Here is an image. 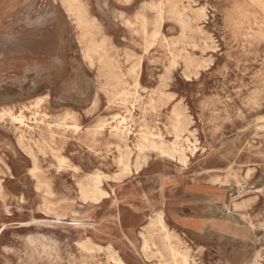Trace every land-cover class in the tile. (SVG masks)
Wrapping results in <instances>:
<instances>
[{
	"label": "rangeland",
	"instance_id": "374dc122",
	"mask_svg": "<svg viewBox=\"0 0 264 264\" xmlns=\"http://www.w3.org/2000/svg\"><path fill=\"white\" fill-rule=\"evenodd\" d=\"M263 7L0 0V264H264Z\"/></svg>",
	"mask_w": 264,
	"mask_h": 264
},
{
	"label": "bare ground",
	"instance_id": "6f19581e",
	"mask_svg": "<svg viewBox=\"0 0 264 264\" xmlns=\"http://www.w3.org/2000/svg\"><path fill=\"white\" fill-rule=\"evenodd\" d=\"M257 1V0H256ZM193 2V1H192ZM264 8V7H263ZM163 9V8H162ZM158 34V33H157ZM169 53V52H168ZM142 58V57H141ZM164 62V61H163ZM140 85V84H139ZM5 113V112H4ZM3 112H0V115H3L4 114ZM8 115H10V117H11V119H12V121H16V123H20V124H23L24 126L25 125H27V124H24V119H25V117H24V115L23 114H21V113H18V114H13V113H9L8 112ZM31 117V116H30ZM73 120V119H72ZM125 121V120H124ZM161 122V121H160ZM118 123H119V125L118 126H116V128L118 129V131H121L122 130V127H121V125L120 124H122L123 123V120L121 119V120H119L118 121ZM96 124H98V123H96ZM73 125V124H72ZM76 126V125H75ZM74 127V126H73ZM77 128H78V126H77ZM80 128V127H79ZM125 128V127H124ZM18 129V128H17ZM96 130H99V129H97V127H96ZM96 132V131H95ZM149 135H152V134H149ZM146 140H147V138H146V136L144 137ZM128 146V145H127ZM88 147V146H87ZM151 148V149H158L159 150V152L161 153V154H164V155H168V156H172L173 154H172V152L171 151H169L168 149H166V148H164L162 145H159L158 146V144L157 143H155L154 141H151V140H149L148 139V141L145 143V145H141V147L140 148ZM214 154V153H213ZM178 158H179V160H181L183 163L185 162V155L181 152V153H179L178 154ZM206 158V157H205ZM66 159V158H65ZM202 160V159H201ZM200 161V160H199ZM196 164V163H195ZM200 164V163H199ZM204 170V169H203ZM220 170V169H219ZM161 183V182H160ZM162 184V183H161ZM97 187V186H96ZM48 188V187H47ZM48 190V189H47ZM50 190V189H49ZM87 192L88 191H86V190H82V195H84V197H86L87 196ZM220 196V195H219ZM224 197V196H223ZM220 198V197H219ZM85 199V198H84ZM189 200V199H188ZM217 200V199H216ZM182 204V203H181ZM190 204V203H189ZM193 204V203H192ZM150 205V204H149ZM180 206V205H179ZM56 215H58V216H56L57 218H56V222H60V220H61V217L60 216H62L61 214L59 215V214H56ZM206 220V219H205ZM158 221L160 222V224H161V226H162V229H164V232H165V236H164V239L166 240V239H168L167 238V232H166V230H165V226L162 224V221H161V214L159 213L158 214ZM204 222V221H203ZM145 227V226H144ZM145 230V229H144ZM158 242V241H157ZM159 243H160V241H159ZM155 244V243H154ZM158 244V243H157ZM161 244V243H160ZM110 245V244H109ZM164 245V244H163ZM159 247V246H158ZM166 247V249L168 250V254L170 255V257L173 259V261H174V264H178L177 263V258H176V256H177V250H175L174 249V247H173V245L171 244V243H166V245L164 246V247H161V248H157V252L159 253V255H163L164 254V248ZM96 248V247H95ZM94 249V248H93ZM141 249H142V247H141ZM164 250V251H163ZM102 251V250H101ZM163 251V252H162ZM145 252V251H144ZM151 253V252H150ZM165 254H166V251H165ZM145 255V254H144ZM116 256V255H115ZM165 256V255H164ZM167 256V255H166ZM165 256V257H166ZM145 257V256H144ZM114 259V258H113ZM149 259V258H148ZM116 260V259H115ZM121 261V260H120ZM117 262V261H116ZM186 262L184 261V264H185ZM257 263V262H256ZM109 264V263H108Z\"/></svg>",
	"mask_w": 264,
	"mask_h": 264
}]
</instances>
